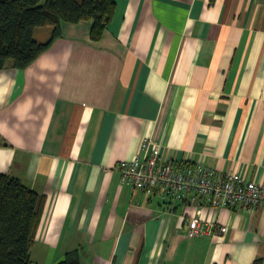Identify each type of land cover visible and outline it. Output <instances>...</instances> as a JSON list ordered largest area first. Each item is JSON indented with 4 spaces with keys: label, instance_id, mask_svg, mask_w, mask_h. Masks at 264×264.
<instances>
[{
    "label": "crops",
    "instance_id": "obj_1",
    "mask_svg": "<svg viewBox=\"0 0 264 264\" xmlns=\"http://www.w3.org/2000/svg\"><path fill=\"white\" fill-rule=\"evenodd\" d=\"M113 1L99 42L63 24L31 66L0 70V173L45 199L32 261L264 264V207L168 205L118 171L150 139L163 161L264 185V0ZM191 216L216 227L190 237Z\"/></svg>",
    "mask_w": 264,
    "mask_h": 264
},
{
    "label": "trees",
    "instance_id": "obj_2",
    "mask_svg": "<svg viewBox=\"0 0 264 264\" xmlns=\"http://www.w3.org/2000/svg\"><path fill=\"white\" fill-rule=\"evenodd\" d=\"M113 0H0V70H25L62 36V25L90 21V39L99 42L115 13ZM51 27L45 43L37 28ZM45 199L8 174L0 173V264H36L30 256ZM58 264H80L78 251Z\"/></svg>",
    "mask_w": 264,
    "mask_h": 264
},
{
    "label": "built area",
    "instance_id": "obj_3",
    "mask_svg": "<svg viewBox=\"0 0 264 264\" xmlns=\"http://www.w3.org/2000/svg\"><path fill=\"white\" fill-rule=\"evenodd\" d=\"M118 171L121 182L133 192L159 197L168 205L238 210L264 207V185L247 182L235 173L221 175L200 162L163 161L159 146L150 139L142 142L140 155L122 162ZM183 224L190 237L205 235L216 227L193 216L187 217ZM218 231L222 234L226 227L220 226Z\"/></svg>",
    "mask_w": 264,
    "mask_h": 264
}]
</instances>
